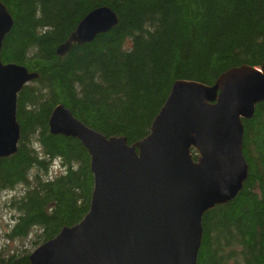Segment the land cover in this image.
I'll list each match as a JSON object with an SVG mask.
<instances>
[{
	"label": "trees",
	"instance_id": "obj_1",
	"mask_svg": "<svg viewBox=\"0 0 264 264\" xmlns=\"http://www.w3.org/2000/svg\"><path fill=\"white\" fill-rule=\"evenodd\" d=\"M0 1L13 18L1 60L39 73L17 95V150L0 158V192L24 186L6 201L16 212L6 235L34 233V248L84 217L93 188L86 148L49 132L55 105L132 144L150 132L175 80L211 85L231 67L259 68L264 60V0ZM99 5L117 13V25L57 55L56 47ZM242 123L248 175L231 201L204 213L196 264H264V101ZM192 155L198 157L193 148ZM54 159L63 173L49 179ZM30 252L0 246V264H31Z\"/></svg>",
	"mask_w": 264,
	"mask_h": 264
},
{
	"label": "water",
	"instance_id": "obj_2",
	"mask_svg": "<svg viewBox=\"0 0 264 264\" xmlns=\"http://www.w3.org/2000/svg\"><path fill=\"white\" fill-rule=\"evenodd\" d=\"M117 23L111 7H94L55 52L65 55ZM12 25L0 1V158L17 150V95L39 77L1 60ZM259 68L231 67L211 85L175 80L150 132L132 144L106 137L55 105L49 132L77 138L86 148L93 188L84 217L31 250V264H196L204 213L231 201L248 175L242 120L264 101V60Z\"/></svg>",
	"mask_w": 264,
	"mask_h": 264
},
{
	"label": "rangeland",
	"instance_id": "obj_3",
	"mask_svg": "<svg viewBox=\"0 0 264 264\" xmlns=\"http://www.w3.org/2000/svg\"><path fill=\"white\" fill-rule=\"evenodd\" d=\"M60 173H63V171L60 167L59 160L54 159L52 166L48 169L47 177L51 179ZM23 191L24 186L19 184L12 190L0 192V246L4 247L6 251H12L22 248L23 246L28 247L29 251L34 248V246H30L31 243H33L34 233H30L26 239H21L19 237L10 238L6 235L9 231V227L14 223V216L16 214L14 209L10 207V203L8 204L6 201L10 200L15 194L19 195L23 193Z\"/></svg>",
	"mask_w": 264,
	"mask_h": 264
}]
</instances>
